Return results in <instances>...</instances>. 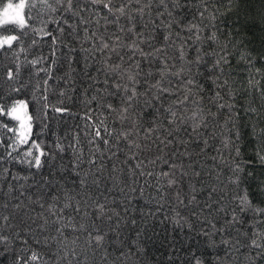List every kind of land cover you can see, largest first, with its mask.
<instances>
[{"label":"snow or ice","instance_id":"1","mask_svg":"<svg viewBox=\"0 0 264 264\" xmlns=\"http://www.w3.org/2000/svg\"><path fill=\"white\" fill-rule=\"evenodd\" d=\"M227 3L231 10L232 0ZM192 6L196 7L197 16L186 20L183 10ZM218 15L219 8L213 6L212 0H0V32L7 33L0 35V53L11 52L19 61L20 54L47 42L51 65L35 73L37 76L44 73L45 91L48 80L53 78V70L65 66L57 56L58 50L67 49L63 58L67 70L61 77L66 82L72 81V73L77 70L73 53H83L80 71L90 81L91 92L88 95L86 91L84 103L89 107L94 104L92 111L98 110L101 116L90 125L88 155L79 147V138L74 137L75 146L70 145L72 159L66 165L62 156L57 161L55 155L46 152L35 140L30 143L33 117L28 112V101L0 102V118L15 122L0 120V130L13 133L12 142L7 144L10 149L7 158L14 159L12 153L23 149L25 159L21 163L27 164L30 170L35 169L28 178L36 189L35 193L21 191L15 197L20 202L12 205L8 214L4 210L9 209L10 200L0 204V245L9 244L10 237L5 232L12 229L14 238L30 249L24 264H40L43 259L31 245L49 250L51 259L44 264H88L89 250L93 257L101 253L99 264H128L133 249L139 253L142 248L140 241L146 232V221L137 227L136 220L122 216L116 206H124L126 213L129 193H142V188L134 187L140 183L138 177L155 176L156 196L152 199L158 207L167 202L168 189H178L172 217L175 224L186 225L192 232V223L177 208L195 207L198 211L192 215L201 223L197 235L205 239L209 248L224 246L241 252L243 247L246 264H260L264 260V180L256 182L254 188L245 185L243 165L238 161L230 163L217 149L213 160L219 158L227 172L218 169L215 183L207 189V199L201 204L198 198V193L205 190L199 180L203 165L197 166L193 145H202L199 151L203 153L207 151L209 140L204 138L197 142L196 136L201 129L208 135L209 117L215 119L217 113L225 109L230 116L237 111L231 57H237L238 62L249 69L255 66L250 51L234 39L221 36L216 24ZM257 59H264V52L258 53ZM41 63H46L42 55L27 61L32 68ZM21 66L16 63L14 68L6 69V81L13 82L8 85V96L26 86L15 84ZM205 71L210 73L215 88L209 103L216 113L212 107L205 106L203 97L197 98L203 91L198 78L203 77ZM248 87L258 92L264 101V88L259 87L258 79L249 76ZM44 99L47 100L46 95ZM5 100L6 96L0 94V101ZM165 100H170L167 106ZM189 110L191 116H186ZM244 110L257 112L251 105ZM85 119H92L91 112ZM181 131L187 138L179 135ZM261 131L264 135V129ZM212 135L214 137L215 133ZM4 144L0 139V146ZM223 147H234L237 157L240 154L230 137L223 141ZM56 148L57 154L65 151L59 144ZM153 150L154 157L144 156ZM228 156L231 157V152ZM257 156L264 163V150L257 151ZM150 165L159 166L160 171L155 172ZM45 168H48L47 176L43 174ZM69 175L73 177L71 188L66 180ZM190 177L187 192L182 194V182ZM12 190L11 184L6 191L0 187V196L11 199ZM112 192L119 193L121 199L117 201L110 195ZM94 193H100L103 202ZM226 202L230 206L226 207ZM32 204L40 211L28 207ZM21 209L26 210L21 212ZM219 214H223V223L218 226L209 217ZM129 225L136 227V240L127 251L121 246L115 259L110 261L107 243L123 245V232ZM230 231L237 233L234 242L226 238ZM78 233L87 234L83 251L79 250ZM240 235L249 237L246 243L238 238ZM217 237H220V245L216 243ZM16 264H20V260ZM188 264H208V261L193 252ZM211 264H228V260L214 259Z\"/></svg>","mask_w":264,"mask_h":264},{"label":"trees","instance_id":"2","mask_svg":"<svg viewBox=\"0 0 264 264\" xmlns=\"http://www.w3.org/2000/svg\"><path fill=\"white\" fill-rule=\"evenodd\" d=\"M212 3L213 6L219 8L220 15L217 17L216 24L221 36L234 39L238 44H242L243 48L250 51L253 54L255 66L249 69L246 64L238 62L237 57H231L232 80L236 90L235 102L237 111L230 116L225 109L221 113H217L215 119L209 117V127L206 130L208 135L205 136V130L201 129L200 135L196 136L197 142L204 138L209 140L207 151L203 153L199 151V147L202 145H199V143L193 145L196 149V154L193 158L197 160L198 167L200 164L203 165L201 169L202 175L199 180L202 181V186L205 190L203 193H198L201 204L207 199V189L215 183L216 171L219 169L221 172H227V169L219 161V158L215 161L213 160V157L217 156V149H220L224 153L225 159L229 160L230 163L238 161L243 165L246 177L245 185H251L254 188L256 182L264 180V163L257 156V151L264 150V135H262L261 131L264 129V107H261L264 101L261 100L258 92L248 87V78L252 76L259 80V87L264 88V59H257V54L264 52V0H232L231 10H229L227 0H212ZM182 14L186 20H191L197 16V9L195 6H192L183 10ZM85 15L87 16L89 13H85ZM3 34L7 33L0 32V35ZM227 34H231V36H227ZM71 43L76 45L75 41H71ZM17 52H19V49H17ZM66 54V48L58 50L57 56L61 58L65 66L53 70V78L48 80L47 90L45 91L43 83L45 78L44 73L40 72L39 76L35 75V73L39 68H47L51 65L52 57L47 42L42 43L36 48L29 49L26 54H20L19 61L16 60L11 52H8L7 55L0 53V94L6 96V100L0 102L10 104L13 99L28 101V112L33 117L30 143L32 140H35L46 152L55 155L57 161L62 156L63 162L67 165L72 159V147L70 145L75 146L74 137L79 138V147L84 149L85 156L88 155V140L92 134L90 125L93 122H98L101 116L98 110L92 111L95 108L94 104L89 107L84 103L86 91L88 95H91V92L89 90L90 81L80 71L83 67V53H73L76 57L74 64L77 70L72 73V81L66 82V79H61V77L65 76V71L67 70V62L63 59ZM40 55L45 57L46 63H41L36 68H32L31 65L27 64L28 60ZM16 63H21L22 66L20 77L15 84L16 86H26L19 93H12L11 96H8V85L13 82L6 81L5 72L9 67L14 68ZM92 74L95 75V72ZM198 79H200L203 91L197 98L203 97L205 106L212 107V111L216 113L215 107L209 103V98L215 92L210 73L205 71L204 76ZM62 92L64 95H61ZM45 95L47 96V100L44 99ZM171 99L174 100L175 97ZM225 99H227V94H225ZM169 103L170 100H165V106ZM249 105L257 109L255 114L244 110ZM54 108H63L67 111L58 113L53 110ZM89 112H91V120L85 119L86 114ZM185 115L191 116V110L186 112ZM0 120L15 123L8 121L6 117L0 118ZM108 123L111 127V118L108 119ZM116 127H119V125H116ZM188 131L191 132V129ZM212 133H215L214 137ZM237 134L239 135L238 141H236ZM179 135L187 138V134L184 131H181ZM193 135L195 136V134ZM229 137L235 141V147H238L240 150L238 157L234 147L227 149L223 147V141ZM12 138L13 133L0 130V139L5 141L4 146H0V158H3V161L0 162V187H3L5 191L9 184L13 187L11 199L6 196H0V204L10 200L9 209L4 210L5 214L11 212L12 205L20 202L15 197L19 196L21 191L25 193H35L36 191L31 186L32 179L28 178L30 172H35V169L30 170L27 164L21 163L25 159L23 149L20 152L12 153L14 159L9 160L7 158V151L10 150L7 148V144L12 142ZM57 144L65 149L63 153L57 154ZM229 152H231V157L228 156ZM155 155V150L144 154L145 157H154ZM105 163H108L106 159ZM116 163H119V161H116ZM149 168L157 173L160 171L159 166L150 165ZM248 173H251V176H248ZM43 174L45 176L48 175V168L44 169ZM107 174L106 170L105 176ZM13 177H16V179H13ZM138 179L140 183L134 185V187L137 189L142 188V193L141 191L129 193V200L126 201L127 212L125 213L124 206L119 204L116 206V210L122 216H126L129 220L135 219L137 227L146 221V232L140 241L142 248L139 253H136L133 249V256L128 264H188L189 257L193 252L202 255L208 261V264H211L214 259H227L228 264H246L245 248L242 247L241 252H235L233 249L225 248L224 246L212 249L207 246L203 237L197 235V232L201 229V223L200 220L192 215L194 211H198L195 207L177 208L180 214L187 217L192 223V232H189L186 225L180 227L173 222L172 217L175 215L173 208L176 207L175 191L178 189H168L167 202H163L162 207H158L156 200L152 199L156 196L155 176L138 177ZM189 179L191 177L185 178L182 182L184 189V193L182 194H186L187 192ZM66 180L69 188L74 186L73 177L70 175L66 176ZM146 181L147 183H145ZM148 184L152 186L149 187ZM60 195L63 196V193H60ZM94 195L100 196V193H94ZM110 195L114 196L117 201L121 199L117 192H112ZM20 199L24 200L25 198L20 197ZM100 200L103 202V196H100ZM25 204H27L26 200ZM228 206L230 205L226 202V207ZM28 207L40 211L39 207L35 204L28 205ZM25 210L21 209V212ZM149 213L152 215L149 216ZM222 217L223 214H219L209 217V219L215 220L219 226L223 223ZM246 218L250 220L251 216ZM101 226L105 227L103 224ZM204 226L208 227L206 224ZM244 229H247V225H244ZM12 232V229L5 232L10 237L9 244L0 245V264H16L17 260H20V264H24V260L28 259L29 247L21 245L14 238ZM77 235H80L79 250L83 251L85 250L84 240L87 234L78 233ZM72 238L74 239L75 236L73 235ZM226 238L232 239L234 242L237 238V233L230 231L227 233ZM238 238L246 243L249 237L240 235ZM122 239L123 245L111 241L107 243L110 261L115 259L121 246L127 251L129 246L136 240V227L129 225L125 228ZM216 243L220 245V237L216 238ZM31 248L32 250L39 251L43 257L40 264H44L46 260L51 259L48 249H41L38 245H31ZM229 253H231L230 256ZM21 257L23 259H20ZM100 258V252H97L93 257L91 250H89L88 264H99ZM260 264H264V260L260 261Z\"/></svg>","mask_w":264,"mask_h":264}]
</instances>
